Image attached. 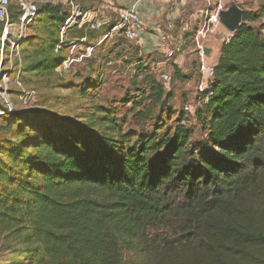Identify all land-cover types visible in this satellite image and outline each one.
Listing matches in <instances>:
<instances>
[{"label": "trees", "instance_id": "obj_1", "mask_svg": "<svg viewBox=\"0 0 264 264\" xmlns=\"http://www.w3.org/2000/svg\"><path fill=\"white\" fill-rule=\"evenodd\" d=\"M63 7L38 5L26 41L38 58L26 71H54L67 56ZM242 10L194 111L208 150L180 120L161 130L160 114L137 135L86 134L44 112L0 109L21 136L0 153V234L33 244L37 264H264V3Z\"/></svg>", "mask_w": 264, "mask_h": 264}, {"label": "rangeland", "instance_id": "obj_2", "mask_svg": "<svg viewBox=\"0 0 264 264\" xmlns=\"http://www.w3.org/2000/svg\"><path fill=\"white\" fill-rule=\"evenodd\" d=\"M76 1L82 13H85L90 2L91 6L98 5L100 1L105 2L100 0L94 4L93 0ZM109 1L111 0H106L108 4H111ZM181 2L182 0H171L166 13L177 6L179 14L174 18L178 19L179 28L182 25L184 27V23H187V28L185 31L180 29L177 36L173 35V38L167 39L170 41L168 44L157 38L140 44L135 40H125L116 36L103 38L102 31L90 29L88 32L98 33L94 37L87 38L86 44H90L88 47L93 48L90 54L86 55L88 49L85 45L78 47L76 51H72L68 46L67 51H64L67 52L65 59H72V63L63 67L61 62L51 72L26 71L21 67L23 64L25 68L29 64L27 62L32 60L35 62L38 58L32 53L35 47L26 43L27 37L36 34L37 17L27 26L22 35L16 26L3 46L0 42V87H4L5 74L9 79L5 94L0 92V109H7L6 99H8L12 105L13 114L44 112L55 118L77 123L86 134L97 133L101 129L109 131L114 127L123 133L132 132L137 135L142 131L151 130L156 116L160 114L164 122L161 130L172 129L176 121L180 120L192 131V143H198L200 151L208 150L205 135L194 116V111L204 103L198 100L197 91L201 77L198 45L210 50L205 60L208 65L214 66L213 61L219 54L221 42L231 33L220 23L207 21L210 10L218 0H209V3L207 0ZM262 3L264 0H222L221 4L223 9L235 4L241 9L255 10ZM112 4L114 9H109L108 17L112 20L118 19L116 10L120 4L115 0ZM62 10L69 14L66 6ZM17 11L16 0H10L9 22L17 23L16 19L12 18ZM97 17L101 18L100 15ZM163 18L165 19V14ZM62 25L59 34H61ZM76 26L65 28L64 32L70 29L66 37L64 36V41H71L78 30ZM2 30L3 25L0 27V32ZM198 30H203V34L201 32L197 39ZM165 44H167L166 47H164ZM167 47L178 48L170 59L163 53L168 51ZM22 50L29 53L28 61L24 57L27 53H23ZM176 69L179 70L180 77L175 75ZM164 75L167 79H164ZM17 77L21 81L20 87L13 81ZM23 91H30L33 94L29 98H24ZM157 95L161 96L160 101L155 100ZM162 100L165 101H163L165 103L163 109L160 107ZM188 102L193 105L192 112L183 109ZM144 111L149 113L145 120L141 119L138 113ZM3 112L0 110V114ZM8 122H12L13 127L19 121L10 119ZM24 124L22 122L21 127ZM6 128V121L1 120L0 153H3L2 145L5 139L21 137L15 130L7 131ZM135 135L131 140H135ZM33 246L18 238L12 236L6 238L4 234H0V264H37L31 259L29 252Z\"/></svg>", "mask_w": 264, "mask_h": 264}, {"label": "built area", "instance_id": "obj_3", "mask_svg": "<svg viewBox=\"0 0 264 264\" xmlns=\"http://www.w3.org/2000/svg\"><path fill=\"white\" fill-rule=\"evenodd\" d=\"M140 1L141 0H135V2L131 4L129 7L122 9L119 13L117 21L115 22L114 25H112L104 33L103 38H107L108 36L110 37L116 36V37H119L125 40H137L139 38V34L142 32L143 27H144L143 19L137 11V4ZM207 1L209 3V0ZM68 2L70 4V11H69V14L64 19V22L61 28V33H63L65 28L76 25L78 23V20L86 18L85 14L81 12L79 7L73 4L72 0H68ZM221 3H222V0H218L215 6H213L212 10H210L209 17H207L208 22L210 23L218 22L219 23L218 12L221 10H224L223 5ZM16 4L18 7V11L16 14L17 23L14 24V23L9 22L10 0H0V27L3 25V30L0 32V42L2 46L7 40L8 35H10V33L16 29L15 28L16 26H18L19 32L22 35L24 34V31H26L27 26L31 24L36 17L37 10H38V4L36 2H32L31 0H16ZM209 7H210V4L208 6V9ZM88 24H89L88 26L89 29L98 30L105 24V22L103 19L94 17L91 20H88ZM201 32L203 34V30L197 31V37H196L197 39H198V35ZM229 37L230 36H228L226 40H228ZM158 39H160L163 42H166L167 44L168 42H170L169 40H167L169 38L163 34H161L158 37ZM196 42L198 44V40H196ZM167 44H165L164 47H166ZM198 48H199V71L201 73V77H200V82L197 87V91H198V100L202 103V102L208 101L209 97L212 94V90L209 87V82L211 81L214 75V68H213L214 66L208 65V63L206 62L205 60L206 54L204 52L205 48H203L200 45H198ZM166 49H168V47ZM175 49L177 50L178 48H175ZM175 49L170 48V55L174 53ZM72 61L73 60L69 58L63 60L62 61L63 67H67L68 63H72ZM164 79H167L166 75H164ZM8 81L9 79L7 77V74H5L4 82H3L4 87L3 88L2 86L0 87L1 88L0 92H3V94H5L6 92V86H7L6 83ZM13 81L19 87L21 86V81L19 80L18 77L15 78ZM32 94L33 92H30V91L22 92V95L24 98H29L30 96H32ZM6 104H7L6 105L7 111H11L12 105L8 99H6ZM183 109L187 112H192L194 108H193L192 103L188 102L187 104H185Z\"/></svg>", "mask_w": 264, "mask_h": 264}, {"label": "crops", "instance_id": "obj_4", "mask_svg": "<svg viewBox=\"0 0 264 264\" xmlns=\"http://www.w3.org/2000/svg\"><path fill=\"white\" fill-rule=\"evenodd\" d=\"M31 1L36 2L38 5L45 3L61 4V6L64 7L66 6L70 11V4L68 0H31ZM98 1L100 0H93L92 2L95 4ZM112 1L113 0L109 1V3L112 4ZM170 1L171 0H141L137 4V11L141 15L144 22V27L142 32L139 34V38L135 40L137 43L140 44L153 38L158 39V37L161 34L166 35L168 38L171 39L173 38V35L177 36L178 31L180 29L184 31L186 30L187 23H184L185 24L184 27L182 25L179 28V25L177 24L178 19L174 18L176 15L179 14V9L177 8V6L174 7L169 13H166V8L170 3ZM72 2L73 4H75V6L79 7L76 0H72ZM115 2L120 4L119 5L120 7L118 8V10H116L119 16L120 11L126 7H129L131 4L135 2V0H115ZM111 4H108V2H106L105 0V2L100 1L98 5L91 6V2H90L87 6V10H85L84 13L86 18L78 20V23L76 24L77 25L76 27H78L77 29L81 28L83 29V31L89 30L88 20H91L92 18L97 17L98 15L101 16L100 19L103 18L105 24L106 23L109 24L114 21L116 22L117 19L112 20L108 17L109 9H114V4L112 5ZM164 14H165V19L163 18ZM172 22H174V24H172ZM69 29L70 28H68L67 31ZM64 31L63 33L59 34L60 42L61 40H63L64 36L66 37L67 31L66 32ZM86 43H87V35L83 34L81 37L79 36L78 38L72 37L71 41L68 40L66 45L70 46L72 51H76L78 47H82L83 45H85L86 49L89 48L88 53H86V55L88 56L93 48L92 46L91 48L88 47L90 46V44H86ZM59 48H60V44H57L56 47L54 48V51L55 52L58 51ZM167 50L168 51H164L163 53L168 59H170L174 56L175 51L173 54L170 55V48L168 47ZM218 55L216 56L215 61H213V64L216 63Z\"/></svg>", "mask_w": 264, "mask_h": 264}, {"label": "water", "instance_id": "obj_5", "mask_svg": "<svg viewBox=\"0 0 264 264\" xmlns=\"http://www.w3.org/2000/svg\"><path fill=\"white\" fill-rule=\"evenodd\" d=\"M242 14L243 10L238 5L233 4L218 12V21L228 32L233 33L242 21ZM204 52L209 54L210 50L205 48Z\"/></svg>", "mask_w": 264, "mask_h": 264}]
</instances>
